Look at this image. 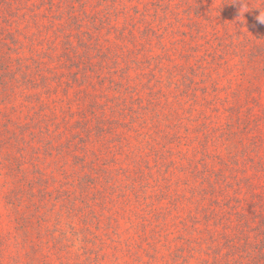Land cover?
<instances>
[{
    "label": "rangeland",
    "instance_id": "rangeland-1",
    "mask_svg": "<svg viewBox=\"0 0 264 264\" xmlns=\"http://www.w3.org/2000/svg\"><path fill=\"white\" fill-rule=\"evenodd\" d=\"M259 17L264 0H0V264L212 261L202 208L225 212L236 177L264 205ZM68 37L94 50L88 90L63 78L29 88L22 66L39 80L50 41L46 68L63 71ZM83 97L122 111L101 130ZM79 124L91 135L75 146ZM211 172L233 184L203 185ZM202 185L216 203L197 195Z\"/></svg>",
    "mask_w": 264,
    "mask_h": 264
},
{
    "label": "trees",
    "instance_id": "trees-1",
    "mask_svg": "<svg viewBox=\"0 0 264 264\" xmlns=\"http://www.w3.org/2000/svg\"><path fill=\"white\" fill-rule=\"evenodd\" d=\"M158 7L159 8L156 10V15H160L163 13L165 14L167 12V10H165L164 8V5L160 4ZM193 7L194 5L188 2L189 12H186L192 14ZM197 13V15L202 14L201 10ZM168 14L169 13H167V16ZM144 15L147 14L143 13L142 16ZM47 44H49V48L41 58V60L46 61L40 62V60L38 62L39 66L36 65L37 69L40 68V71H43L41 72L43 75L40 76L39 80L30 81V79H28L27 77V72L25 71V69H28V67L30 68L31 65L22 66L23 74L21 75L22 78L26 80V85L31 88L32 84L37 91H47L48 89H50L52 83L59 82V80L62 81L63 78L65 79V83L67 84V86L77 85L80 93L84 90H88V88L90 87V76L94 72L90 67V61L94 52L91 45L87 43H81L79 46L80 50L77 51L73 41L68 37L67 40L63 42V51L59 56V68L63 71L53 75L51 74L53 73L51 68H46V65L49 60L53 59L50 52L52 50L54 51L57 47L54 49L52 42L50 41H47ZM72 53H75L76 57L78 56L82 58L79 60L76 59V63L74 61ZM97 57L99 58V60H102L105 57L104 51L98 49L96 58ZM57 87L59 89L62 86L57 85ZM86 98L83 97L82 100H78L79 104H82V107L85 108V110H88L89 113H91L92 119L96 121L97 126H99V129L101 130L103 124L106 122L105 115L107 114V112L111 111L114 115H116L120 114V112L122 111L120 109L122 104L117 105V103H115V105L112 107L110 106V102L106 101L105 103L98 100L97 98ZM71 104H75V101L71 100L70 104L67 105L69 109H67L66 111L69 114L73 113L74 107H71ZM161 115L162 116L158 117L161 122L166 121L169 118L166 112ZM236 117H241V111L236 112ZM230 127L232 128V124L230 125ZM78 132V136L74 135V139H78V141L73 143L75 146L80 145V143L86 137L91 135L90 128L85 125L79 124ZM256 149L257 148L254 146L252 151L257 152ZM225 165L229 167V165ZM84 167H87V165L85 164ZM253 167H256V164H254ZM258 170L261 171L264 170V168L259 167ZM210 175V177L207 176L203 178V185L207 184L210 188H217V184L221 185L222 182H224L226 186L224 185L220 189L222 190L223 188L230 187L233 184L232 179L227 178L226 175L219 174L217 172H211ZM107 182L111 183L112 179L108 178ZM235 182L239 186L235 189V193H237L239 196L244 195V198L238 196V198H235L234 200H232V202H227L226 205H223L226 210L221 215L217 213V208L222 207L221 204H219L216 208H202V212L204 213V218L206 221V227L209 233L207 239L204 241V244L208 249L207 253L213 255L212 261H208L207 264H264L263 202H261L259 198V193L255 191V184H252L250 178L236 177ZM203 185L197 189V195H200L203 199H205V197L207 196H212L211 201L213 203H216L217 200L213 196L215 192H209L203 187ZM19 193H21V191ZM212 226H214L215 229L211 228ZM254 239L255 241H253ZM253 249L254 252H252Z\"/></svg>",
    "mask_w": 264,
    "mask_h": 264
},
{
    "label": "clouds",
    "instance_id": "clouds-1",
    "mask_svg": "<svg viewBox=\"0 0 264 264\" xmlns=\"http://www.w3.org/2000/svg\"><path fill=\"white\" fill-rule=\"evenodd\" d=\"M258 19L261 24H264V17H259Z\"/></svg>",
    "mask_w": 264,
    "mask_h": 264
}]
</instances>
